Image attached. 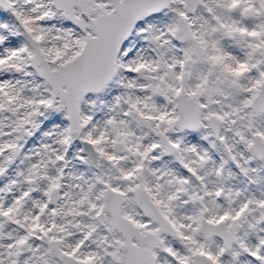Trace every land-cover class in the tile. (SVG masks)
I'll return each mask as SVG.
<instances>
[{
    "label": "snow or ice",
    "instance_id": "1",
    "mask_svg": "<svg viewBox=\"0 0 264 264\" xmlns=\"http://www.w3.org/2000/svg\"><path fill=\"white\" fill-rule=\"evenodd\" d=\"M0 264H264V0H0Z\"/></svg>",
    "mask_w": 264,
    "mask_h": 264
}]
</instances>
